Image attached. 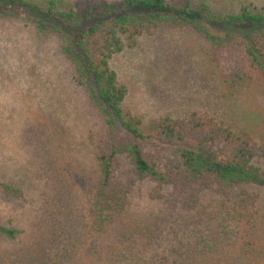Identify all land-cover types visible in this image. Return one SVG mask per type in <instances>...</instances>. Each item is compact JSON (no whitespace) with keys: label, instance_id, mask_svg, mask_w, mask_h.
I'll list each match as a JSON object with an SVG mask.
<instances>
[{"label":"rangeland","instance_id":"374dc122","mask_svg":"<svg viewBox=\"0 0 264 264\" xmlns=\"http://www.w3.org/2000/svg\"><path fill=\"white\" fill-rule=\"evenodd\" d=\"M26 1L47 11L51 0ZM52 1L54 11L82 17L123 0ZM169 1L207 6L221 18L243 9L264 12V0ZM6 5L0 11V223L19 232L10 238L0 231V264H264L263 187L170 190L157 198L152 182L137 179L127 212L99 229L89 225L99 153L108 154L112 130L105 107L65 51L76 28L18 2ZM155 21L139 35L123 34L125 47L110 60L128 88L126 119H138L146 135L170 119L206 122L264 143V76L236 44L258 36V24L218 26L173 14ZM207 34L224 46H214ZM109 35L92 36L94 59ZM240 69L249 81L232 85ZM115 129L120 145L130 141L119 124ZM118 162L117 175L133 179L131 163Z\"/></svg>","mask_w":264,"mask_h":264},{"label":"trees","instance_id":"16d2710c","mask_svg":"<svg viewBox=\"0 0 264 264\" xmlns=\"http://www.w3.org/2000/svg\"><path fill=\"white\" fill-rule=\"evenodd\" d=\"M14 2L30 6L39 13H47L61 22L62 18H66L70 21L69 26L76 28L69 35L71 41L65 46V51L76 63L82 76L87 78L90 89L96 92L98 101L108 113L107 122L112 132L109 134L108 154L99 153L101 173L90 208L92 222L89 225L92 224L93 229L108 225L127 212L130 188L137 179L152 182L153 197L157 198H167L170 190L199 193L216 189L226 193L238 185L264 188V143L260 144L247 134L211 128L206 122L192 126L185 121L170 119L164 120L155 133L146 135L140 129L138 119L132 116L126 119L122 104L128 88L118 81L117 73L110 63L115 53L121 52L125 47L123 34L139 35L144 26L173 14L189 22L203 21L218 26L228 23L258 24L257 31L254 32L258 36L238 39L236 44L246 52V58L251 60L250 65L255 66L264 76V12L254 13L243 9L237 15L221 18L210 16L207 6L177 7L169 0H123L117 5L107 3L101 15L95 14L92 9L91 14L86 10L82 17H78L73 10L69 13L54 11L55 2L52 0L49 1L47 11L26 0H0V11L6 12V4ZM203 27L201 26L202 29ZM103 32H109L110 35L105 37L100 57L96 60L92 57L89 46L95 41L91 40L92 36ZM207 35L214 46H224L218 35ZM247 81L248 72L240 69L233 75L230 83L242 85ZM118 124L130 136V141L124 145L117 141L115 125ZM199 126H202L201 135L197 133ZM147 145H153L155 150L147 151ZM119 159L131 163L129 171L133 179L128 178L126 181L117 175ZM191 197L195 201L198 199L196 196ZM0 231L10 238L16 237L19 232L6 228L2 223Z\"/></svg>","mask_w":264,"mask_h":264}]
</instances>
